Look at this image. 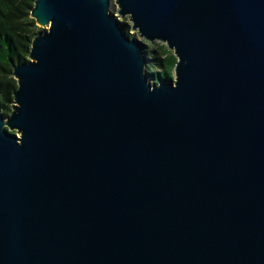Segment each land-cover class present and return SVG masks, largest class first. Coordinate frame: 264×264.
Instances as JSON below:
<instances>
[{
    "label": "water",
    "instance_id": "water-1",
    "mask_svg": "<svg viewBox=\"0 0 264 264\" xmlns=\"http://www.w3.org/2000/svg\"><path fill=\"white\" fill-rule=\"evenodd\" d=\"M116 4L35 1L0 107V264H264V0Z\"/></svg>",
    "mask_w": 264,
    "mask_h": 264
},
{
    "label": "trees",
    "instance_id": "trees-1",
    "mask_svg": "<svg viewBox=\"0 0 264 264\" xmlns=\"http://www.w3.org/2000/svg\"><path fill=\"white\" fill-rule=\"evenodd\" d=\"M36 0H0V107L8 117L13 109V97L18 81L13 76V68L28 62L32 39L39 31L30 16ZM123 27L126 25L121 23ZM131 38L135 36L129 34ZM145 53L148 75L154 81L171 80L175 73L177 57L164 44L147 43Z\"/></svg>",
    "mask_w": 264,
    "mask_h": 264
},
{
    "label": "rangeland",
    "instance_id": "rangeland-1",
    "mask_svg": "<svg viewBox=\"0 0 264 264\" xmlns=\"http://www.w3.org/2000/svg\"><path fill=\"white\" fill-rule=\"evenodd\" d=\"M111 11H112L115 15H117V13H118V11H119V7H118V5L116 4V0H111ZM117 17H118V19L120 20L121 23L123 22V24H125V25L127 26L126 29L128 30L129 34L135 36V38H137V39H139V40H142V41L144 42V44L150 43V42H147V41H145V40H143V39H140L139 36H138V34H137V32H135V31L132 30V24H131V22H130V20H129V17L122 18V17L119 16V15H118ZM153 44H154V48H156V45H158V44H164V43L156 42V43H153ZM164 45H165V44H164ZM148 76H149V75H148ZM173 77H174V76H173ZM149 78H150V76H149ZM150 80H151V78H150Z\"/></svg>",
    "mask_w": 264,
    "mask_h": 264
}]
</instances>
